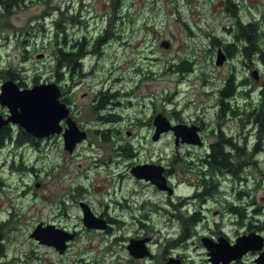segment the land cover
<instances>
[{"label": "rangeland", "instance_id": "374dc122", "mask_svg": "<svg viewBox=\"0 0 264 264\" xmlns=\"http://www.w3.org/2000/svg\"><path fill=\"white\" fill-rule=\"evenodd\" d=\"M238 2L244 4L242 10L246 13V8L254 0ZM258 3L256 9L249 8L245 20H250L254 13L258 14L255 16L259 20L262 18L264 0H258ZM68 14L73 17L72 21L67 18ZM262 25L264 29V23ZM229 28L232 33L239 30L234 18L223 11L222 0H19L18 5L11 6L9 10L1 4L0 92L2 84L8 80L3 72L9 68L17 73V77L26 80L27 87L39 82L60 83L63 91L70 88V95L83 105L90 104L92 97L107 92L109 97H119L116 101L121 102L108 106L107 111L114 114L137 115L147 121L151 113H162L175 121H190L195 116L196 104L185 108L180 116H172L170 110L175 103L182 109L189 101L200 98L203 102L202 97L208 96L201 89L212 93L209 102L214 103L219 94L216 86L223 83L231 71L235 79L248 78L249 82L244 87L254 90L250 97L238 98L246 112L234 116L233 121L222 127L226 138L232 137L245 148V156L258 149L252 158H244L246 163L239 172L243 180L232 174L225 184L226 199L237 207L239 214L229 209L224 212L219 203L214 206L225 214L223 222L228 225L224 231L232 232L229 227L234 226L229 223L237 219L252 224L257 217L264 223V116L261 114L264 111V52L248 57L239 53L237 58L219 68L215 64L218 48L214 52L211 50L213 38L210 33H215L220 38L219 42L226 43L233 40L224 31ZM163 40H169L171 47H162ZM81 42L84 45L83 58L76 56L71 63L73 72L63 68L59 76L56 71L57 50L66 45L77 53ZM260 46L264 51V36ZM184 59L190 60L191 68L195 70H183L181 64ZM244 62H248L250 67ZM256 69L260 73L259 81L251 75ZM36 76L39 77L38 82H35ZM203 78H208V83L214 85L202 87ZM122 97H130L131 104ZM168 97H174L175 102L171 103ZM0 113L7 116V107L0 104ZM236 119H243L242 126ZM120 124L126 123L121 121L116 126ZM112 125H95L103 132L90 133L87 141L79 145L73 155L63 148L62 135L53 136L41 145V150L30 145H18L19 136L16 141H0V224L11 218L17 221L6 241V226L0 228L5 254L0 260L4 264H61V261L66 264H95L94 259L101 264H147L129 262L132 258L128 256L125 244L132 235L153 236L150 241L153 256L148 260L149 264H165V256L175 253L196 263L203 262L205 254L198 247L197 237L188 236V239L168 243L165 233L180 237L184 225L183 221L175 218L176 214L186 212L190 215L198 206L193 199L190 203H182L190 197L192 188L181 183L184 177L180 166L175 164L178 152L192 161L194 152L204 153V150L177 147L172 134H163L159 140H154V128L150 131L146 125L135 128L131 135L125 130L119 134L105 132ZM216 135L213 132L205 134V141L215 143ZM109 142L116 148L127 144L132 146L135 156L124 159L118 152L105 151L103 146ZM105 157H108L106 162ZM133 161L162 164L168 166L172 174L176 172L173 179L179 183L177 196L170 200L167 193L155 186L141 188L140 184H135L128 170ZM24 164L40 168L42 185L36 188L38 195H33V190L23 192L27 189L26 184L35 181L24 167L20 168ZM14 165L18 168L14 169ZM54 166H58L55 172ZM125 172L126 176L120 177L119 174ZM86 173L88 177L83 176ZM71 177L75 182L87 180L84 184L87 191L82 199L91 202L96 214L105 211L122 222L113 221L109 230H86L82 210L77 205L80 197L76 201L63 197ZM135 188L141 193L136 197L131 193ZM240 191L241 194L238 193ZM135 199L138 202L151 201L145 208L138 209L134 205ZM104 201L112 204L106 206ZM117 201L122 204L130 201L131 208L119 206ZM106 207L108 210H103ZM257 213L261 215L258 217ZM220 218L221 214L209 213V221ZM39 220H50L77 233L66 256L61 257L30 236ZM152 224L154 230L150 229ZM260 228L264 231V226ZM252 262L253 256H249L246 264Z\"/></svg>", "mask_w": 264, "mask_h": 264}, {"label": "flooded vegetation", "instance_id": "af4514ba", "mask_svg": "<svg viewBox=\"0 0 264 264\" xmlns=\"http://www.w3.org/2000/svg\"><path fill=\"white\" fill-rule=\"evenodd\" d=\"M223 1V11L226 12L227 15L232 16L234 18L235 24L237 26V28L239 29L237 31V33L240 34L239 31H243L245 30L248 25L250 24H256L257 26L263 22L264 20V15L263 12L261 13L262 18L259 20V18H257L255 16V14L258 16L257 13H254L252 18L250 20H245V16L246 13L248 12L249 8H252V10L256 9L259 6L258 0H254L253 4L249 7L246 8L247 12L243 13V7L244 4L241 2H238V0H222ZM226 32L228 33H232L231 29L229 28L228 30H226ZM227 54V53H226ZM228 57V61L223 64L222 66H220L219 68L225 67L227 63H229L232 59V57L230 58V56L227 54ZM244 64L247 67H250V64L248 62H244ZM202 78V76H201ZM232 79V84H233V91L232 94H224V91L226 90V88L228 87V83L229 81ZM261 80L260 74H258V79L257 81ZM249 82L248 78H243V79H235V75L234 73H232V71L229 73L228 77L224 80L223 83H221L219 86L217 87L218 90V95H216L215 99L213 100L214 103H210V98L212 95L211 92H207L201 89V91L208 97H202L203 102H201L200 98L192 101L187 102L182 109H180L179 104H174V106L172 107L173 109L170 110L173 112V115H178L180 116V112L185 110V108L189 107L191 104H196V108L197 110L195 111V116L192 120L187 121L184 119L181 120H177L175 121L172 117L167 116L171 122L173 124H186L188 126H195L197 128V131L199 132L201 138L203 139V145L202 146H196V145H191V144H187V143H181L179 144L178 147H183V146H187L188 148L194 147V148H198V149H203L204 153L199 152V153H193V155L195 156V161H191V162H187L188 164H184L183 166H181V175L183 177H185L184 179V184L191 189L192 188V193L190 195V198H195L194 202L197 201L198 202V206H196V209L193 210V212L191 214H193L192 216H197V222L195 223V227L192 230V238L197 237L198 239V247H201L202 250L204 251L205 254V259L203 260L202 263H196L193 260H189L187 258H185L183 255H180L178 253L175 254H169L167 256V259L171 256H175L177 258H179L181 261L187 263V264H211V253L213 251H215L217 249V244L218 241L221 238H226L227 240H229V242L231 244H234L237 240V238L241 235H245L248 234L250 232H261L262 234H264L263 230H260L262 228H260L261 226H263V223L260 222L259 220H256L254 223L252 224H248V223H229V225H234V227H229L230 229H232V232H227L224 231L226 225L225 222L223 221H218V220H213V221H209L208 217H209V213H213L214 215L217 214H222L223 216V212L220 213V211L217 208H214V206L219 203V205L222 206L223 211H225L228 208H232L231 204L228 203V201L225 199V197L227 196V187L225 186L227 179L231 176L232 174V169H231V165L229 164L230 168H226L224 169L223 166L221 164H219V169L216 170V165L214 164L213 160V155H212V143H208L207 141H205V134L207 133H212L215 132L217 129H221L222 127L225 125H227L229 122H231V120L233 121V116L235 115L238 116V113L233 114V98L234 97H248L249 93L247 89L243 88V86L247 85V83ZM214 85V83H208V79H204L203 78V86H207V85ZM222 85V87H221ZM252 90H254V88H252ZM216 92V91H215ZM71 92H69L67 94V96L65 97V102L68 105L69 108V115H70V124L74 126V124L76 125L77 128L81 129L82 131L86 132L87 137L83 142H86L89 134L90 133H100L103 132L101 128L95 127V125L98 124H111L113 123L114 125L110 126L107 128V131L105 132H109V133H122L124 130L128 135H131L132 130L134 131L135 128L137 127H143V126H147V129H149L150 131H152L153 127V122H154V117L156 114L151 113L150 118L147 121H143L141 119L138 118L137 115L134 116H121L119 114H114L113 111H107L108 106H110V104H121V102H117L116 99L119 97H104V94L101 95H97L98 97H92L90 104L88 105H83L82 103L78 102L74 97H72V95H70ZM125 94H129V93H125ZM104 98H109V101L104 103L101 106V102L102 99ZM122 98H126L127 102L131 104L130 101V97H122ZM141 98H145V97H141ZM170 99L171 103H174V97H168ZM115 99V101H113ZM150 100V99H149ZM152 101V99H151ZM109 103V105H108ZM125 107H129V105L124 104ZM166 116V115H165ZM238 120V119H236ZM121 121H124L126 124L124 125H119L118 127L116 126L117 123H121ZM243 119H240V124L242 123ZM93 123L94 125L91 126L90 124ZM70 128V127H69ZM130 133V134H129ZM174 131L170 130L165 134H172L174 141H175V137H174ZM51 139H45V140H39V139H33V141H29L25 144L21 143V146H25V145H30L33 148L36 149H40L41 145H43L44 143H46L47 141H50ZM83 142L79 143L74 152L77 151V148L79 145H81ZM63 147H64V141H63ZM103 148L105 149V151H113V152H118L121 156H123L124 159H130L133 156H135L134 152L132 151V146L130 145H120L118 148L115 147L114 143L109 142L106 143V145L103 146ZM131 149L130 154H128V151ZM74 152L70 153L71 155L74 154ZM105 159H108V157L104 158V162ZM185 162H186V157L183 156L182 158ZM141 164H147V161H133L131 163V165L129 166L128 170H130L131 172V176L133 177V182L135 184H140L141 188L142 187H146L148 186H155L153 182H151L150 180H147L145 178H137L136 175L133 173V168L136 165H141ZM96 165V163H95ZM243 165V163H242ZM242 167V166H241ZM18 165L15 166L14 165V169H17ZM22 168V167H20ZM58 168V166H54V172L55 170ZM29 172L30 174L33 175V178L35 179V181H31L30 184H26L27 185V190H33V194L34 195H38V190L36 188H39L36 186V183L38 181H40V169L39 167H33V165L28 166ZM169 171L172 172V170H169L168 166H165V174L168 177V184L170 186H172L173 188L176 189L175 187V183L173 180V176L175 174H173V176H171L169 174ZM127 172V171H126ZM126 172L123 174H119L120 177H125L126 176ZM170 172V173H171ZM236 173H238V169L236 170ZM85 177H88V173H86L85 175H83ZM72 178V177H71ZM70 184L68 185V188L66 187V189L64 190L63 193V197L70 199L72 201H76L79 197L80 199L77 200V205L78 207L82 209V204H85V206H88L90 208V210L93 212V214L99 218L105 225V227H88L87 225H85L84 223V217H82L83 220V224L85 226V229L90 231H104V230H109L111 229L112 225H113V221L114 222H118L119 220L115 219L114 217H111L109 215L106 214L105 211H100L99 214H96L94 212L95 208L91 205V202L86 199L83 200L82 197L85 194V192L87 191V188L84 184H86L87 180L84 181V183L81 180H78L77 182L74 181V178H72ZM242 180V176L239 177ZM124 178H122L121 180H123ZM41 182V181H40ZM186 182V183H185ZM42 184V182H41ZM75 185V186H74ZM183 185V184H182ZM214 189H216L214 191ZM25 190L23 192H26ZM132 195L134 197L140 195V191H138L136 188L134 190L131 191ZM218 194L222 196L223 199H216V197L218 196ZM174 196H177V194H174ZM143 198L146 199V197L143 195ZM125 199V198H124ZM151 200H140L139 202H136L135 208L141 209V208H145V205L150 202ZM117 203L119 204V206H125V207H130L131 208V203L130 201H125L123 204L121 201H117ZM103 204H105L106 206H109L112 204L111 201L108 202H103ZM103 210H108V207L104 208ZM83 212V211H82ZM17 221H14V218L9 219L6 222V236H4V240H8L9 238V232L12 231L14 229L15 223ZM43 222L44 224H49L52 221L48 220V221H44V220H39L37 222L41 223ZM122 222V221H119ZM56 224V223H55ZM58 225V224H56ZM145 225V223L143 224V226ZM252 227V228H251ZM184 228V227H183ZM150 229L152 230L151 226ZM4 232V233H5ZM74 233V234H73ZM73 238L66 240V248L64 250V252H60L58 251L55 247L53 246H48L50 249H52L56 254L62 256H66L67 253L69 252L70 248H71V244L72 242L75 240L76 238V232L73 231ZM182 236L185 235V231L183 230ZM145 235H148V233H145ZM1 236V235H0ZM205 236H207L208 239H205ZM139 237H145V236H139ZM153 237V236H152ZM151 237V238H152ZM135 238L134 235L130 236V239ZM0 239H3L0 237ZM0 245H1V251H0V256L4 255L3 252V243H1L0 241ZM46 246V245H45ZM128 246V242L125 244V247L127 248ZM264 251V245L263 248L260 251H249L247 252L241 259L239 260H235L232 261L228 264H246L247 259L249 258V256H253V262L252 264H255V260L258 257V255ZM153 254V253H152ZM151 252L150 255L145 256L143 258H138L136 256L131 255L128 252V256H131V260H129V262H133V263H147L149 264L148 260H150L151 258ZM153 256V255H152ZM156 258H159V256H155ZM163 258V257H162ZM93 262L95 264H101L99 262L98 259H94ZM5 262H3L2 260H0V264H4ZM61 264H66L64 263V261H61Z\"/></svg>", "mask_w": 264, "mask_h": 264}, {"label": "water", "instance_id": "95a60500", "mask_svg": "<svg viewBox=\"0 0 264 264\" xmlns=\"http://www.w3.org/2000/svg\"><path fill=\"white\" fill-rule=\"evenodd\" d=\"M161 45L167 48L170 43L163 41ZM225 60L226 56L220 50L216 63L221 65ZM253 74L257 77L256 73ZM60 96L61 90L54 82L39 83L32 87L20 88L13 80H7L1 86L0 104L6 106L9 113L6 117L0 113V127L13 123L24 128L36 138L63 133L65 148L73 152L76 144L86 137V133L77 128L75 124L74 126L70 124L68 107L65 102L60 100ZM65 119L67 127L64 131L61 122ZM155 126L154 140L159 139L162 132L173 129L177 144L179 140L183 143L202 144L200 134L194 126H171L170 122L161 115L155 118ZM163 170L164 167L160 165L144 164L135 166L133 173L138 178L151 180L160 190H167L168 194L171 195L173 189L168 186ZM82 206L85 225L88 227H105L104 223L93 214L88 206H85V204H82ZM32 236H36L43 243L54 245L60 252H64L66 240L73 238V234L58 229L52 224L45 227L42 224L39 225ZM146 239L131 241L128 249L133 256L143 257L148 253L144 245ZM263 242L262 236L254 233L240 236L233 245L228 240L222 239L217 244V249L211 253V260L215 264H219L220 261L230 262L239 259L250 250H261ZM256 263L264 264V252L256 259ZM167 264H180V262L171 260Z\"/></svg>", "mask_w": 264, "mask_h": 264}, {"label": "trees", "instance_id": "16d2710c", "mask_svg": "<svg viewBox=\"0 0 264 264\" xmlns=\"http://www.w3.org/2000/svg\"><path fill=\"white\" fill-rule=\"evenodd\" d=\"M18 3H19V0H0V5L2 4L5 7V9H8V10L11 6L18 5ZM82 6L83 5H81V7ZM63 16H64V13H63ZM67 18L71 21L73 19V17H70L69 14L67 15ZM179 19H182V18L179 17ZM64 25H66V23H64ZM189 30H191V29H189ZM239 32H240V34L235 33V32L229 33L230 38L233 39V40H231V41H233L232 43H230L231 41H229V42L227 41L226 43L219 42L220 38L218 36H216L215 33L211 32L210 37L213 38L211 50L214 52V51H216L217 48L222 46L224 48V50L226 51V53L230 56V58L232 57V59H234L235 57L237 58L239 53L248 57V55H251L253 53L264 52L260 46V40H261V37L264 36V34L260 32L259 25L257 26L256 24H250V25H248V27L245 30L239 31ZM102 42H100L99 45ZM80 44H81V46H80L79 52H77V53H73L71 50H69L66 47V45L60 46V48L57 50V68H56V71H57V74L59 76L61 75L63 68L65 70L70 69V72L71 73L73 72L72 67H74V66H71V63L76 58V56L78 57V59L83 58L84 54L83 53L81 54V52L83 50L84 45H83V42H81ZM216 55H217V51H216ZM213 58H214V56H213ZM215 60H216V58H215ZM194 64H195V61H194ZM191 65H192V62L188 59H184L182 61V64H181L183 70H187V71L188 70H195L194 67L191 68ZM3 73H4L5 79L15 80L14 82L20 88H26L27 87L26 80L22 79V77H20V76L17 77V75H16L17 73L13 69L8 68ZM202 74H204V73H201V75ZM35 78H36L35 82H38L39 77L36 76ZM232 91H233V84H232V79H231L228 83V87L224 91V94H226V95L230 94V93L232 94ZM108 95H109V93L105 92L104 97H109ZM108 101H109V98L102 99L101 106ZM261 114L264 116V111H261ZM216 136H217L216 142L214 144H212V155L214 158L213 162L215 161L214 164H217L216 170L219 169V164H221L224 169L230 168L229 167V164H230L231 169H232V173L235 174L236 170L240 169V167L242 166V163L243 164L246 163V162H244V158H247V159L252 158L258 150V149H255V151L250 153V155L245 156V154H244L245 148L234 143L232 137L226 138L223 133H218ZM17 137L19 138L17 141L18 144L25 143L27 141L28 142L33 141V139H35L32 135L28 134L23 128L17 127L14 124L9 123L7 125L0 127V141L1 142L4 141L5 139L8 141H11V140L16 141ZM127 151H128V154H130L131 149H129ZM181 160L182 159L178 156L177 159L175 160V164H182L183 165L185 162H182ZM233 166L235 167V169ZM170 172L171 171H169V174H170ZM215 190L216 189H214V191ZM182 213H183L182 221L184 223L185 234L187 236L189 231L192 229L194 224L197 222V216H188L186 214V212H182ZM151 228L153 229L152 226H151ZM1 248L2 247L0 245V251H1Z\"/></svg>", "mask_w": 264, "mask_h": 264}]
</instances>
